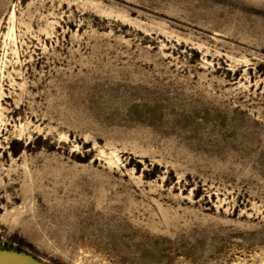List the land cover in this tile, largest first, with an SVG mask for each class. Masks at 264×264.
Listing matches in <instances>:
<instances>
[{"label": "rangeland", "instance_id": "obj_1", "mask_svg": "<svg viewBox=\"0 0 264 264\" xmlns=\"http://www.w3.org/2000/svg\"><path fill=\"white\" fill-rule=\"evenodd\" d=\"M264 264V0H0V261Z\"/></svg>", "mask_w": 264, "mask_h": 264}, {"label": "water", "instance_id": "obj_2", "mask_svg": "<svg viewBox=\"0 0 264 264\" xmlns=\"http://www.w3.org/2000/svg\"><path fill=\"white\" fill-rule=\"evenodd\" d=\"M0 264H21V263L15 259H6V260L0 261Z\"/></svg>", "mask_w": 264, "mask_h": 264}]
</instances>
